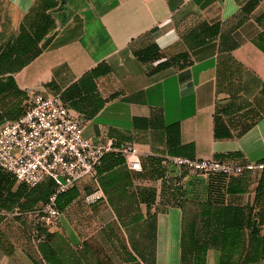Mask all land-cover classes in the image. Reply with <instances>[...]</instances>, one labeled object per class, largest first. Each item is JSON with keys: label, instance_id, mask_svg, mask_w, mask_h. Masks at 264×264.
<instances>
[{"label": "crops", "instance_id": "crops-1", "mask_svg": "<svg viewBox=\"0 0 264 264\" xmlns=\"http://www.w3.org/2000/svg\"><path fill=\"white\" fill-rule=\"evenodd\" d=\"M20 25L38 38L39 51L10 72L17 88L27 99L32 91L60 94L84 71L106 65L78 82L68 106L92 141L132 143L142 169H128L122 156L107 152L95 178L71 186L76 195L45 227L58 263L38 250L36 212L9 216L13 205H0V264H179L186 204L198 213L208 177L166 173L157 157L264 162V0H0V46ZM150 43L161 57L139 60L135 51ZM177 52L188 62L153 69ZM16 102L0 97V120L9 119ZM195 178L203 179L199 187ZM231 178H241L243 190L226 193L223 203L251 202L264 167ZM145 193L152 194L148 202ZM218 257L211 245L204 264Z\"/></svg>", "mask_w": 264, "mask_h": 264}, {"label": "trees", "instance_id": "trees-1", "mask_svg": "<svg viewBox=\"0 0 264 264\" xmlns=\"http://www.w3.org/2000/svg\"><path fill=\"white\" fill-rule=\"evenodd\" d=\"M38 38L32 37L22 25L18 32L6 39L0 46V97L12 96L17 102L8 109L9 119L20 114L28 101L25 91L17 88L10 72L24 64L38 51ZM234 43L231 42L230 45ZM135 55L141 61H149L161 57L157 46L150 43L135 51ZM188 62L185 52H177L158 61L153 69H159L169 64L182 65ZM108 69L106 65L97 63L95 66L84 71L79 80L73 82L60 91L61 98L69 104L71 96L79 94L82 78H91ZM50 84L46 82V85ZM264 93V86L262 87ZM24 102L21 103L20 97ZM2 120H0L1 122ZM218 135L217 132H215ZM118 158V157H117ZM226 159V156L214 157ZM235 176V175H233ZM224 178L222 174L206 178L207 194L202 201H196L197 214L183 215V228L180 235L179 264H204V254L207 247L213 245L219 250L217 264H253L264 257V235L259 233L260 226L264 224V178H257L254 185V193L251 202L244 204L223 203L226 193L243 190L241 178ZM13 176L0 168V205L10 208L17 205L22 210L33 209L45 201L47 195L53 190V181L45 178L34 186L27 187L18 183L13 188ZM141 197L148 202L152 199L151 193H145ZM76 195V189L69 187L55 196L58 209H62L71 198ZM263 212V214H262ZM151 217V216H150ZM138 218L134 216L132 220ZM199 221V222H198ZM199 224V225H198ZM150 229H154L153 215ZM36 234L42 235L37 247L46 261L58 263L55 252L47 241L50 232L46 226L35 224ZM137 249L142 252L143 248ZM147 250V248H145Z\"/></svg>", "mask_w": 264, "mask_h": 264}, {"label": "built area", "instance_id": "built-area-1", "mask_svg": "<svg viewBox=\"0 0 264 264\" xmlns=\"http://www.w3.org/2000/svg\"><path fill=\"white\" fill-rule=\"evenodd\" d=\"M83 119L76 116L58 92L32 91L23 111L13 119L0 122V168L14 180L34 186L45 178L53 181V190L35 211V223L53 225L60 215L55 196L83 178L96 177V165L107 152L122 156L128 169L141 171L139 151L129 142L92 141L82 134ZM157 164L164 172L194 171L207 177L224 178L243 169L263 168L264 162L237 163L233 160L197 158L179 154H162ZM94 197L91 196V199ZM21 212L13 205L7 212Z\"/></svg>", "mask_w": 264, "mask_h": 264}, {"label": "rangeland", "instance_id": "rangeland-1", "mask_svg": "<svg viewBox=\"0 0 264 264\" xmlns=\"http://www.w3.org/2000/svg\"><path fill=\"white\" fill-rule=\"evenodd\" d=\"M207 177L209 178L208 175H207ZM252 177L254 178V174L252 175ZM253 178H252V183L254 182V181H253V180H254ZM195 179H196V180H195V183L197 184V185H195V186H198V187H199V184H200L199 181H200L202 178H200V179H199V178H195ZM202 180H203V179H202ZM14 182H15L16 184L20 183V182H18V181H16V180H14ZM16 184H15V185H16ZM251 186H252V185H251ZM181 189H183V188L181 187ZM190 202H191V201H190ZM186 206H187V213H188V214L191 213V212H190V208H191L192 204L187 203ZM38 208H39V204L36 205L32 210H33V211H37Z\"/></svg>", "mask_w": 264, "mask_h": 264}]
</instances>
